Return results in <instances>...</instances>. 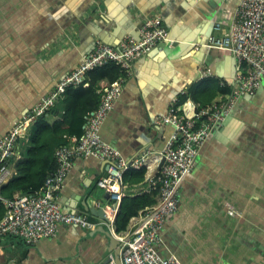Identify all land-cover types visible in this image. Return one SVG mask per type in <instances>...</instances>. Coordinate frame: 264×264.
<instances>
[{
	"label": "crops",
	"instance_id": "obj_1",
	"mask_svg": "<svg viewBox=\"0 0 264 264\" xmlns=\"http://www.w3.org/2000/svg\"><path fill=\"white\" fill-rule=\"evenodd\" d=\"M240 1L0 0V136L55 90L98 41L118 45L126 35L139 36L147 18L160 16L173 42L158 44L133 63L101 127L104 140L129 162L143 161L124 178V197L152 191L161 171L159 153L175 131L158 118L176 98L189 115L191 108L223 100L235 88L237 73L246 71L231 52L203 45L211 34L220 35L215 22L228 28ZM33 130L32 124L19 141L11 177ZM142 167L145 179L139 181L135 172ZM105 173V160L77 157L57 197L62 210L83 212L110 229L82 204L112 207L97 185ZM0 203L5 204L1 193ZM138 215L127 230L115 231L130 233ZM94 231L61 224L56 236L32 244L3 236L0 264H115L109 238ZM161 234L159 253L183 264L264 263V87L240 97L204 142L181 183L178 211L166 218Z\"/></svg>",
	"mask_w": 264,
	"mask_h": 264
},
{
	"label": "built area",
	"instance_id": "obj_2",
	"mask_svg": "<svg viewBox=\"0 0 264 264\" xmlns=\"http://www.w3.org/2000/svg\"><path fill=\"white\" fill-rule=\"evenodd\" d=\"M214 28L221 31L220 35L211 34L203 45L231 52L241 65L246 66V71L237 73L235 88L226 99L198 110L191 108L189 115L176 98L168 111L158 118V121L173 125L175 131L161 151L165 162L159 177L152 182V189L158 190L157 202L140 211L130 233H117L114 221L124 197V173L129 168L138 167L142 160L129 162L119 149L104 140L101 127L114 109L133 63L158 44L173 42L160 16L147 18L140 26L139 36L126 35L118 45L98 41L94 49L84 55L78 67L58 82L55 90L0 136L2 184L13 173L11 160L19 151V141L29 126L55 105L62 93L70 87L88 85L87 74L92 69L110 62L121 66L122 74L102 91L98 106L87 117L81 137H70L66 145L56 150L57 168L47 177L44 187L5 199L7 210L0 219V238L18 236L32 244L41 238L56 236L61 224L94 228L95 224L88 220L86 214L63 211L57 200L74 160L94 156L110 164L108 175L101 176L97 185L108 193L113 202L112 207L105 210V215L109 219L110 230L120 240L122 264H183L175 255L164 257L159 253L161 231L166 218L178 211L181 183L194 170L204 142L215 128L223 124L240 97L252 95L264 87V0H241L228 28H224L221 21L215 22Z\"/></svg>",
	"mask_w": 264,
	"mask_h": 264
},
{
	"label": "trees",
	"instance_id": "obj_3",
	"mask_svg": "<svg viewBox=\"0 0 264 264\" xmlns=\"http://www.w3.org/2000/svg\"><path fill=\"white\" fill-rule=\"evenodd\" d=\"M121 74V66L115 62L90 70L87 74L88 85L68 88L55 105L37 119L33 124L31 145L25 151L24 159L15 161L13 176L1 186L3 198L12 199L18 194L31 193L44 187L47 177L57 168L56 150L66 145L70 137H81L87 117L98 106L102 91L111 86ZM53 115L57 117L55 120L50 119ZM130 169L124 173L125 181ZM135 174L139 181H143L146 168L142 167ZM157 196L158 190L152 189L142 195L123 197L114 221L116 231L127 230L131 219L144 208L156 203ZM6 210L5 204L0 203V219Z\"/></svg>",
	"mask_w": 264,
	"mask_h": 264
},
{
	"label": "water",
	"instance_id": "obj_4",
	"mask_svg": "<svg viewBox=\"0 0 264 264\" xmlns=\"http://www.w3.org/2000/svg\"><path fill=\"white\" fill-rule=\"evenodd\" d=\"M159 154L162 156V160L160 163V168H161L165 162V155L162 153H159ZM105 165H106V173L104 174V176H107L110 164L108 161H105ZM82 204L88 213L94 214L95 216L101 218L105 222H109V219L105 215L106 212H105L104 207H96L94 205H91V203H87V202H84ZM87 218L89 220L88 216H87ZM89 221L91 223H93L91 220H89ZM97 228H100V229H97ZM93 229L95 230L94 233L101 232L109 238V242H110V245H109L110 249L109 250L114 253L115 264H122L121 245H120V240L118 239V237L114 233H112L110 229H107L103 224H101V225L95 224V227ZM90 235H91V233H90Z\"/></svg>",
	"mask_w": 264,
	"mask_h": 264
}]
</instances>
